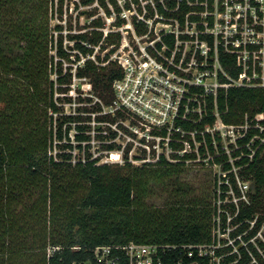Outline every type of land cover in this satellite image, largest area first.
I'll return each instance as SVG.
<instances>
[{"label": "trees", "instance_id": "obj_1", "mask_svg": "<svg viewBox=\"0 0 264 264\" xmlns=\"http://www.w3.org/2000/svg\"><path fill=\"white\" fill-rule=\"evenodd\" d=\"M80 1L83 5L95 2ZM100 1L110 13L106 1ZM205 1L157 0L150 12L176 18L184 26L188 13L191 20H201L192 12L204 11ZM63 2L60 0L55 10L61 17ZM111 2L117 11L121 10L117 0ZM208 4L211 6L212 0ZM2 5L9 7L7 14L11 19L2 22L3 16L0 18V264H96L97 246L130 242L213 244L217 239L219 180H215L208 192H199L185 183L186 161L196 157L187 151L174 152L175 161L161 154L155 162L134 165L125 160L124 165L113 168L108 163L99 164L98 157H93L90 151L91 145L63 142L71 122L78 120V116L64 112L56 96L58 91L67 92L72 82V73L64 72L62 63V59L70 58V52L64 48L62 37L54 48L48 17L41 15L43 5L33 0H0V13ZM39 8L40 13H35ZM23 13L26 15L21 16ZM38 14L42 20L37 19ZM102 24L95 21L97 27ZM55 29L61 32L63 27L59 23ZM90 34L83 32L70 37L75 40L74 48L84 55L94 51L85 42L98 45L103 36L97 30ZM120 38L121 35L117 38L111 35L107 41L118 43ZM208 39L213 62L214 41L210 35ZM166 40L174 44L172 38ZM52 49H56V55L50 54ZM219 54L224 69L237 76L234 58L221 48ZM85 62L76 68V75L90 77L96 89L109 88L122 77L120 66L100 65L90 58ZM51 72L57 74L56 88ZM220 79L225 80L222 74ZM194 91L201 95V120H178L177 124L187 131L197 130L199 152L204 156L208 152L215 155V163L223 165L226 173L219 176L223 198L229 189L226 180L233 184L238 196L241 192L236 176L250 181L248 201L241 200L237 208H231L232 223L239 224L232 236L246 232L251 221H255L244 235L248 240L264 223V142L261 140L264 131L255 127L257 123L264 127V117L256 119L258 114L264 115V87L220 88L217 96L206 94L203 87H195ZM216 112L227 124L250 125L238 139L240 147L231 152L234 163L229 162L230 155L225 153L221 137L216 135V146L212 134L206 131L207 125L215 123ZM115 120L112 118L111 122ZM77 127L81 130L78 140H90L84 133L85 126ZM110 133V138L117 135L112 130ZM99 137L103 139L104 135ZM172 146L175 150L184 148L183 144L174 142ZM77 147L84 152V158L74 162L73 150ZM103 148L113 151L120 147L106 143ZM217 151L220 155H216ZM157 185L165 194L162 204L149 201L156 194ZM222 219L224 229L226 213ZM247 259L245 256L238 264L246 263ZM200 261L206 263V258Z\"/></svg>", "mask_w": 264, "mask_h": 264}, {"label": "built area", "instance_id": "obj_2", "mask_svg": "<svg viewBox=\"0 0 264 264\" xmlns=\"http://www.w3.org/2000/svg\"><path fill=\"white\" fill-rule=\"evenodd\" d=\"M209 7L205 23L202 20L196 21L200 24L199 26L204 27L198 29L196 39L185 27L186 22L193 23V20L189 18L191 13H188V17L186 15L184 26L175 18L176 29L168 25L162 29H154L153 21H146L147 19L142 17V20L146 22L144 23L146 28L140 32L143 33L140 38L146 37L147 43L139 45L136 49L133 47L132 55L129 54L118 61L122 77L114 81V87L120 106L126 107L140 120L147 122L149 128L147 142L156 140L154 145L156 148L161 142L165 144L168 155L161 154L171 161L175 159L173 157L170 159L169 154L171 156L174 152L181 154L186 149L185 144L188 139H185V134L194 133V139H196L197 130L187 131L181 124H177L178 120L198 122L202 118L201 95L194 91L195 87H203L206 94H213V96H217L220 88L264 87V0H212ZM194 14L197 15V13ZM140 21L138 19V24ZM203 35L207 38H203ZM209 35L214 41L213 62L210 61ZM167 38H172L174 44L171 45ZM189 43L195 47L193 58L198 52L202 54L204 60L201 63H198L195 58L189 62L186 60ZM219 48L234 58L235 68L238 70L237 76L230 74L222 66ZM180 51L183 52V57L176 60L179 61L176 65L174 59L176 53ZM169 69L181 78L180 86H165V92L161 93L164 86L160 88L155 83L167 82V79L163 78L164 73L167 75ZM221 74L225 78L224 81L220 79ZM161 98H166L167 101ZM193 108L195 110H192ZM215 114L217 116L215 123L207 125L206 131L211 133L210 128H213L214 137L216 135L221 137L224 130L230 136L236 135L235 125L225 123L218 112ZM259 116V118L264 117L263 114ZM241 126L244 130H238V132L242 138L250 125L249 127L244 124ZM255 127L264 131V127L258 123ZM261 140L264 142V137ZM173 142L183 144L184 148L175 150L172 146ZM161 154L152 162L159 160ZM225 183L230 184L227 180ZM245 186L248 188V185ZM230 187L232 188L231 184ZM230 187L224 193L233 192ZM217 191L218 214L215 230L217 239L213 244L130 242L101 245L94 251L96 264H238L245 256L248 259L244 264H264L261 258V255L264 257L262 251L264 244L261 241L258 244L255 239L259 230L247 240L244 237L245 232L232 236L234 229H229L228 224L222 229L223 213L227 214L224 206L227 195L225 198L222 197L221 187ZM243 197L246 198L245 195ZM235 201H237L236 198ZM228 218L230 217L227 215V220ZM232 220L231 217L230 223ZM226 235H228L227 239H225ZM254 243L256 246H253ZM200 258H206V263L201 262Z\"/></svg>", "mask_w": 264, "mask_h": 264}, {"label": "rangeland", "instance_id": "obj_3", "mask_svg": "<svg viewBox=\"0 0 264 264\" xmlns=\"http://www.w3.org/2000/svg\"><path fill=\"white\" fill-rule=\"evenodd\" d=\"M33 1L37 5H43L41 15L48 17V31L49 34L54 35V48L56 47L57 39L62 37L63 46L67 51L70 52L71 55L69 59H62V63L64 72L70 71L72 73V82L68 85L69 89L67 92L60 93L58 91L56 96L59 98V105L64 108V112L67 115L78 116V120L71 122V127L63 142H70L74 146L78 145L79 143H82V145H91L90 151L92 152L93 157H98L99 164L108 163L113 168H116L118 165H124L125 160H128L134 165H142L146 161H154L153 159L161 153H165L167 156L168 149L165 144L161 142L160 146H157L156 148L154 146L156 144V140H152L150 143L147 142L146 136L149 133L147 122L140 120L139 117H137L126 107L120 106L117 92L114 87V82H112L109 88L98 87L96 89L90 77H79L76 75V68L78 66H84L86 63L85 60L87 58L92 59L100 65L119 67L120 65L118 64V61L120 58L123 59L129 54L132 55L131 50L133 47L136 49L139 47V45H145L148 41L146 37L140 38L141 34H143L140 32H143L146 28V25L144 24L146 22L142 20V17L147 19L146 21H153L154 29H162V27L167 25L170 28L176 29L177 21L175 18L166 17L157 13V11H155V14L152 15L150 8L152 7L155 9L157 0H117L118 6L121 9L120 11H117L116 6L111 2V0H105L110 13L105 7L101 5L100 0H95V2L89 5H83L80 0H64L62 17L59 16V13H56L55 11L56 8H58L60 0ZM203 4L205 6V11H194L193 13H197V15L200 16V19L204 21L203 23H205L207 10L210 9V5L208 4L207 0ZM17 8L20 10L19 6ZM8 10L9 7L2 5V11L0 13V18L3 16L2 22L9 21L11 19V16L7 14ZM29 12L32 13L31 11ZM35 13H40V8ZM24 15H26V13H23L21 16ZM37 19L42 20V16H39L38 14ZM138 19L143 23H140V21L138 24ZM96 20H100L103 23L102 26H95ZM13 21H16L17 23L20 22L19 19H15ZM59 23L63 27L61 32L55 29V26ZM199 25L200 24H198L196 21H193V23L190 21L189 23H185L186 30L188 29L191 34L194 35L195 39L199 31L198 29L201 28ZM93 30L102 32V39L98 45L85 42L87 46L92 47L94 51L92 54L84 55L79 52L78 49L74 48L75 40H72L70 37L83 32H88L89 35H91L90 32ZM111 35L113 38H117L118 35H121L120 41H118V43H108L107 38ZM188 45V51L185 56L186 60L189 62L195 58L198 63H201V61L204 60V58H202L203 56H201L202 54L198 52L196 53V57L193 58L195 47L190 43ZM50 54L56 55V49H52ZM77 54H79L80 58H77ZM182 57V51L176 53V57L174 59L176 65L179 63V61L176 60L178 58L181 59ZM57 68L58 67L54 62V70L56 71ZM176 74L177 73H174L172 69H169V71H167V75L164 73L163 78L167 79L168 83H155L160 88H163L164 86V90H162L161 93L165 92V86H180L179 83L181 82V78L177 77ZM50 75L54 82L57 81V74L55 72H51ZM58 86V82H55V88ZM155 94L159 96L158 93L155 92ZM161 99L163 101H167L166 98ZM192 110H195V108ZM259 117L260 116L258 114L256 119H262ZM112 118H116L115 123L111 122ZM79 124L85 126L86 129L84 130V133L85 135H89L90 140L83 142L78 140V136L80 135L78 133L81 131L77 127ZM244 125L248 126L249 123H245ZM66 126L67 125L64 127ZM234 127L236 135L230 136L224 130L223 135L221 136L222 147L225 150V153L230 155L229 162L231 163H234L235 161V158L232 157L231 152L234 149L240 147L238 139L241 137L239 136L238 130H244L241 125H235ZM110 130L117 133L115 138H110ZM213 130V128H210L211 134L214 132ZM99 133L104 135L103 139L99 137ZM194 138V133L185 134V139H188L189 143L187 142L185 144L186 149L184 152L182 151L181 154H184L187 151L188 153H195L196 157L186 161L188 170L184 175L183 180L185 183L188 182L191 187L195 188V190L197 189L199 192H208L210 189L212 190V187L215 185V180L217 179L219 180L216 187L218 190L220 183H222L219 176L226 173L223 170V165L220 163H215V155H212L209 152L206 154V156L201 154L198 150L200 143ZM213 140L214 144L217 146L218 141L216 140V136H213ZM106 143H116L118 147H120L117 150H113L119 153L120 156L118 159H111L113 151L103 148V145ZM231 145L234 146V148H231ZM56 152H58V149L57 151H54V153ZM216 155H220L219 151H217ZM73 156V161L76 162L79 157L84 158V152H80L77 147L73 150ZM171 157V154H169L170 159ZM234 171L237 173L236 167H234ZM236 181L241 195H237L235 187L232 183H230L232 188L230 187V184L228 185L230 189L233 190V192H226L227 197L224 203V206L227 209V215L230 218L234 217L232 215L231 208H237L241 200L248 201L249 199L248 191L250 189V181H244L239 176H236ZM245 185H248V188H245ZM158 187L159 185H157L155 188L156 194H154L151 199H149V201L155 204H162L164 202L163 199L165 194H162L160 192V188ZM242 189L244 191H242ZM244 195L246 198L243 197ZM241 196L243 198H241ZM235 198L237 201H235ZM230 218L227 220L229 229L235 230L237 225L230 223ZM253 222L254 221L250 223V226L247 228L245 233L252 229ZM227 238L228 235L225 236V239ZM255 239L258 244L260 241L264 244V223L260 226L259 233ZM254 245L255 243L253 246ZM262 251L264 253V249H262ZM261 258L264 261V257L262 255Z\"/></svg>", "mask_w": 264, "mask_h": 264}, {"label": "bare ground", "instance_id": "obj_4", "mask_svg": "<svg viewBox=\"0 0 264 264\" xmlns=\"http://www.w3.org/2000/svg\"><path fill=\"white\" fill-rule=\"evenodd\" d=\"M119 153L118 152H116V151H113L112 152V156H111V159H118L119 158Z\"/></svg>", "mask_w": 264, "mask_h": 264}]
</instances>
